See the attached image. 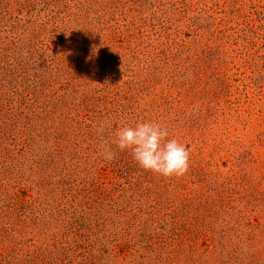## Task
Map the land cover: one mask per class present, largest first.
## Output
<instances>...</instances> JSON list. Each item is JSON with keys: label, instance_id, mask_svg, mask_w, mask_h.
<instances>
[{"label": "rangeland", "instance_id": "rangeland-1", "mask_svg": "<svg viewBox=\"0 0 264 264\" xmlns=\"http://www.w3.org/2000/svg\"><path fill=\"white\" fill-rule=\"evenodd\" d=\"M0 264H264V0H0Z\"/></svg>", "mask_w": 264, "mask_h": 264}, {"label": "clouds", "instance_id": "clouds-1", "mask_svg": "<svg viewBox=\"0 0 264 264\" xmlns=\"http://www.w3.org/2000/svg\"><path fill=\"white\" fill-rule=\"evenodd\" d=\"M105 125L98 128L103 133ZM115 147L130 150L134 160L145 170L163 177H182L190 168L191 151L175 138H170L167 127L154 121L138 122L135 126H123L116 132ZM105 160L115 159L111 144L100 145Z\"/></svg>", "mask_w": 264, "mask_h": 264}]
</instances>
